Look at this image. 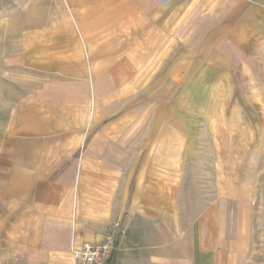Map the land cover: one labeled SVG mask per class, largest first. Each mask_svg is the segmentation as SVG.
Instances as JSON below:
<instances>
[{
  "label": "crops",
  "instance_id": "1",
  "mask_svg": "<svg viewBox=\"0 0 264 264\" xmlns=\"http://www.w3.org/2000/svg\"><path fill=\"white\" fill-rule=\"evenodd\" d=\"M44 5L0 61V264H264V0Z\"/></svg>",
  "mask_w": 264,
  "mask_h": 264
},
{
  "label": "rangeland",
  "instance_id": "2",
  "mask_svg": "<svg viewBox=\"0 0 264 264\" xmlns=\"http://www.w3.org/2000/svg\"><path fill=\"white\" fill-rule=\"evenodd\" d=\"M12 5L7 6L4 0H1L0 6V61L3 62L4 53L7 47L18 48L21 43V39L8 38L7 32L9 30H21L27 27L26 24L31 25L38 23L41 16L49 14L55 10V7L45 6V0H23L28 5L17 6L20 0H11ZM14 29V30H13ZM18 32V31H17ZM16 32V33H17ZM198 155V152H195ZM196 157V156H194Z\"/></svg>",
  "mask_w": 264,
  "mask_h": 264
},
{
  "label": "built area",
  "instance_id": "3",
  "mask_svg": "<svg viewBox=\"0 0 264 264\" xmlns=\"http://www.w3.org/2000/svg\"><path fill=\"white\" fill-rule=\"evenodd\" d=\"M123 237L126 228L121 221L113 225V231ZM117 249V238L113 234L107 235L103 240L97 242H85L80 248L72 251L74 264H106L114 255Z\"/></svg>",
  "mask_w": 264,
  "mask_h": 264
}]
</instances>
